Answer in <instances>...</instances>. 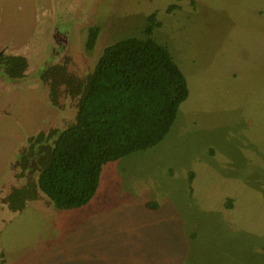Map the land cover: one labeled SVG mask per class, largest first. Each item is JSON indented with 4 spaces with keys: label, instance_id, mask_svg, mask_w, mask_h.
<instances>
[{
    "label": "rangeland",
    "instance_id": "rangeland-1",
    "mask_svg": "<svg viewBox=\"0 0 264 264\" xmlns=\"http://www.w3.org/2000/svg\"><path fill=\"white\" fill-rule=\"evenodd\" d=\"M91 1L107 44L141 37L153 12L187 96L162 140L102 164L84 205L16 216L0 234L6 264H264V0ZM75 12L76 0H0L15 32L50 17L74 33Z\"/></svg>",
    "mask_w": 264,
    "mask_h": 264
},
{
    "label": "trees",
    "instance_id": "trees-1",
    "mask_svg": "<svg viewBox=\"0 0 264 264\" xmlns=\"http://www.w3.org/2000/svg\"><path fill=\"white\" fill-rule=\"evenodd\" d=\"M154 16H146L141 37H123L102 49L76 87L75 122L38 149L39 185L55 208L84 205L102 164L162 140L186 98L182 71L151 36L158 25Z\"/></svg>",
    "mask_w": 264,
    "mask_h": 264
},
{
    "label": "flooded vegetation",
    "instance_id": "flooded-vegetation-1",
    "mask_svg": "<svg viewBox=\"0 0 264 264\" xmlns=\"http://www.w3.org/2000/svg\"><path fill=\"white\" fill-rule=\"evenodd\" d=\"M89 2L76 0L74 33L58 30L50 17L34 18L19 32L0 24V234L29 207L46 222L53 214L55 207L39 185L38 149L75 122L76 87L108 45L98 25L99 7ZM62 7L60 2L56 7L61 19ZM111 7L105 18L113 15ZM18 100L22 111L17 112ZM0 264H6L1 237Z\"/></svg>",
    "mask_w": 264,
    "mask_h": 264
}]
</instances>
